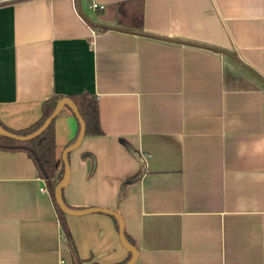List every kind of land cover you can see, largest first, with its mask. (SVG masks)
<instances>
[{"label": "crops", "instance_id": "0c3cea01", "mask_svg": "<svg viewBox=\"0 0 264 264\" xmlns=\"http://www.w3.org/2000/svg\"><path fill=\"white\" fill-rule=\"evenodd\" d=\"M117 1L0 0V122L94 93L101 132L67 151V206L115 210L131 264H264V0H142L140 31ZM53 120L62 161L79 121ZM44 185L0 148V264H73ZM63 217L79 264L130 256L113 215Z\"/></svg>", "mask_w": 264, "mask_h": 264}, {"label": "trees", "instance_id": "16d2710c", "mask_svg": "<svg viewBox=\"0 0 264 264\" xmlns=\"http://www.w3.org/2000/svg\"><path fill=\"white\" fill-rule=\"evenodd\" d=\"M141 1L142 0H118L115 4L116 7V23L118 27L129 31H140L141 28ZM108 26L107 24L101 25V28ZM63 95H50L41 101V114L30 124L24 127L12 128L1 125L8 130H13L16 133L26 134L32 131L42 123V119L52 110L57 100ZM71 100L76 104L79 114L84 120V133H99L101 132L100 123L98 119V103L96 96L92 92L80 91L68 95ZM69 109L70 107L65 104ZM57 113L51 118V121L34 136L26 138L25 140L9 137L0 133V148L5 149H21L31 158L34 169L37 175L43 180L47 186L48 192L54 201V188L60 181L63 175V162L58 160L55 152V136L53 122ZM79 127V122H78ZM77 127V129H78ZM77 131V130H76ZM76 136L74 135V138ZM74 140V139H73ZM72 140V141H73ZM63 200V199H62ZM64 201V200H63ZM65 202V201H64ZM57 209L59 224L62 233L66 238L67 248L70 251L73 264H79L77 250L74 247L71 233H69L67 224L63 217V211L59 209L57 203L54 201ZM67 205V203L65 202ZM116 222V218L114 217ZM90 264H96L90 263Z\"/></svg>", "mask_w": 264, "mask_h": 264}, {"label": "water", "instance_id": "95a60500", "mask_svg": "<svg viewBox=\"0 0 264 264\" xmlns=\"http://www.w3.org/2000/svg\"><path fill=\"white\" fill-rule=\"evenodd\" d=\"M65 104H67L70 107L72 113H74L76 119L79 121V127H78L77 133L75 135L76 137L74 138V140L71 143L65 145L61 150V157H62L64 170H63V175L60 181L56 184L54 188V201L57 203L59 209H61L64 213H68V214L76 215V214H81V213L97 211V212H103V213L113 215L117 220V231L119 232L120 243L130 253V256L125 260L124 264H131V262L135 258V249L131 247L130 245H128L127 242L125 241L124 236H123V231H122L121 218H120V215L115 210L110 209V208L107 209L103 207H97V206L74 209V208L67 206L65 202L62 200L61 189L66 183L68 179V175H69L68 159H67L68 152L67 151H69L79 142V140L82 137L81 135L84 133V120H82L79 114L78 108L76 104H74V102L71 100V98L67 95L61 96L55 103L52 110L42 119V123L35 129H33L32 131L26 132V134H20V133H16L13 130H8L5 127H3L1 123H0V133L3 135L9 136V137L11 136V137L21 139V140L30 138L31 136H34L40 131H42V129L51 121V118L56 113H58V110Z\"/></svg>", "mask_w": 264, "mask_h": 264}, {"label": "built area", "instance_id": "2783aa9c", "mask_svg": "<svg viewBox=\"0 0 264 264\" xmlns=\"http://www.w3.org/2000/svg\"><path fill=\"white\" fill-rule=\"evenodd\" d=\"M90 5H91V6H97V7H101V6H102V4L97 3V2H95V1L90 2ZM139 155H140V157L142 158V157L144 156V153H139ZM39 190H40V191H44V190H46L45 185L39 187Z\"/></svg>", "mask_w": 264, "mask_h": 264}]
</instances>
